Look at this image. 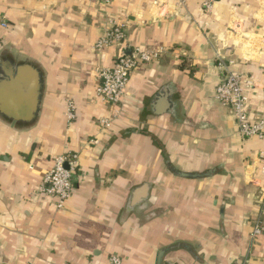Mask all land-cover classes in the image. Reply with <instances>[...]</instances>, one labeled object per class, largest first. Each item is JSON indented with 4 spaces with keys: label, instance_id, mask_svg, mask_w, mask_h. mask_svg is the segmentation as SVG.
Returning <instances> with one entry per match:
<instances>
[{
    "label": "crops",
    "instance_id": "crops-1",
    "mask_svg": "<svg viewBox=\"0 0 264 264\" xmlns=\"http://www.w3.org/2000/svg\"><path fill=\"white\" fill-rule=\"evenodd\" d=\"M202 2L0 0L9 24L0 27V54L43 75L31 126L0 117V264H111V254L121 264H157L160 251V264H264V231L250 244L264 139L242 138L215 98L223 50L231 70L255 81L245 89L250 116L264 113V0H214L208 13ZM115 24L130 46L166 51L134 69L120 116L100 130L109 111L95 69L111 66L120 44L94 45ZM65 152L78 153L80 172L57 208L37 189ZM166 157L177 170L212 175L177 177Z\"/></svg>",
    "mask_w": 264,
    "mask_h": 264
},
{
    "label": "built area",
    "instance_id": "built-area-1",
    "mask_svg": "<svg viewBox=\"0 0 264 264\" xmlns=\"http://www.w3.org/2000/svg\"><path fill=\"white\" fill-rule=\"evenodd\" d=\"M108 1V0H104ZM214 0H203L202 11L208 13L212 10ZM0 27L9 29V24L0 18ZM120 44V52L111 66H97L95 69L96 93L109 111L108 116L98 119L100 130L110 127L114 119L121 114V103L128 85L129 79L136 67L157 61L166 51L164 47H139L130 46L127 43L126 33L121 25H113L95 43L97 51H103L106 47ZM233 60L227 53L221 50L216 53V66L222 78L215 88V98L223 106L227 107L236 122L237 133L245 139H264V113L250 116V101L245 93L246 88L254 86V80L248 76L231 70ZM67 118L75 116L73 104L69 102L66 111ZM96 144L97 139L90 140ZM258 162L259 170L264 175V157L261 155ZM79 155L76 152H65L52 158V165L44 173L37 194L45 199H52L57 208H62L69 199L73 189V182L79 174ZM257 202L260 206V214L252 221L251 241L253 246L263 234L264 223L262 209L264 205V187L259 191ZM111 264H121L118 255L109 256Z\"/></svg>",
    "mask_w": 264,
    "mask_h": 264
},
{
    "label": "water",
    "instance_id": "water-1",
    "mask_svg": "<svg viewBox=\"0 0 264 264\" xmlns=\"http://www.w3.org/2000/svg\"><path fill=\"white\" fill-rule=\"evenodd\" d=\"M42 90L43 75L37 65L16 61L7 53L0 54V117L9 123L11 128L31 126L36 121ZM161 104L162 101H157L155 108L159 109ZM165 161L168 169L177 177L200 179L212 175V171H180L170 164L167 157ZM147 188L143 185L134 191L133 204L146 195ZM162 253L160 251L158 254L157 264L161 263Z\"/></svg>",
    "mask_w": 264,
    "mask_h": 264
}]
</instances>
